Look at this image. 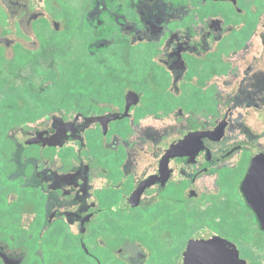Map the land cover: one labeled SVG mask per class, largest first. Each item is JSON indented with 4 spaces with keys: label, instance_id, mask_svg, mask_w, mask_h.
<instances>
[{
    "label": "flooded vegetation",
    "instance_id": "flooded-vegetation-1",
    "mask_svg": "<svg viewBox=\"0 0 264 264\" xmlns=\"http://www.w3.org/2000/svg\"><path fill=\"white\" fill-rule=\"evenodd\" d=\"M263 164L264 0H0V264H264Z\"/></svg>",
    "mask_w": 264,
    "mask_h": 264
},
{
    "label": "water",
    "instance_id": "water-1",
    "mask_svg": "<svg viewBox=\"0 0 264 264\" xmlns=\"http://www.w3.org/2000/svg\"><path fill=\"white\" fill-rule=\"evenodd\" d=\"M263 168H264V164H263ZM251 170L253 171V173L258 171L257 162L253 164ZM248 204L249 207L253 210V212L257 216L261 229L264 230V189L261 191H257V190L252 191V196L248 198Z\"/></svg>",
    "mask_w": 264,
    "mask_h": 264
}]
</instances>
